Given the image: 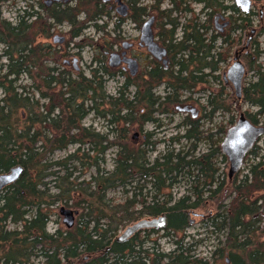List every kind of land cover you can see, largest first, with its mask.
Listing matches in <instances>:
<instances>
[{"label":"trees","instance_id":"16d2710c","mask_svg":"<svg viewBox=\"0 0 264 264\" xmlns=\"http://www.w3.org/2000/svg\"><path fill=\"white\" fill-rule=\"evenodd\" d=\"M73 1L74 6L41 5L44 20L29 5V11L10 23L2 18L4 0H0V174L17 166L24 169L17 182L0 193V264H264V135L247 154L245 173L240 170L227 177L216 166L218 159L225 161L221 139L213 141L205 153L195 154L202 136L198 119L185 116L184 134L172 139L190 142L186 152L167 151L151 161L152 133L141 144L128 138L131 126L140 130L148 123L159 127L155 116L177 113L187 102L184 94L206 84L207 76L219 71L222 53L229 48L222 46L236 39L212 27L217 10L231 13L233 33L248 30L257 17L255 34L260 36H264V12L244 15L223 0H151L158 10L165 2L170 6L160 12L168 21L156 38L167 49L171 65L167 71L156 65L134 85L128 78L117 95L109 96L104 79L116 76L103 54L99 68L85 77L60 64L57 47L37 42L41 36L48 39L52 27L65 22L71 38H78L88 26L106 27L97 25L110 14L102 0ZM92 3V17L78 22L87 11L83 6ZM138 4L130 2L127 17L139 23L147 16V6ZM193 5L201 6L202 20L193 15ZM177 13L190 18L182 23L172 18ZM252 47L256 59L264 54L257 41ZM252 70L254 80L242 87L240 99L234 97L233 103L235 110L241 108L240 103L255 108L243 116L257 126L264 116V70L260 65ZM24 78L30 83H24ZM160 86L162 95L156 93ZM212 102L216 107L208 118L223 109L210 98L206 107L212 108ZM91 113L107 121L106 133L82 125ZM236 121H230V126ZM226 132L219 127L210 139L219 134L224 137ZM70 147H75L72 153L53 161L56 153ZM112 150V168L106 170L105 157ZM78 168H84L80 173L84 177L93 173L86 181L76 175ZM179 180L187 182L188 193L174 199L172 189ZM50 184L55 194L50 193ZM119 188L123 200L114 204L107 194ZM59 203L82 211L75 210L73 225L49 233L50 208ZM196 210L207 213L204 229L223 234L210 258L196 256L193 242L185 243L189 216ZM162 215L166 227L161 231L143 230L125 243L116 242L120 228ZM162 231L160 238L173 239L168 252L158 243L156 235Z\"/></svg>","mask_w":264,"mask_h":264},{"label":"rangeland","instance_id":"374dc122","mask_svg":"<svg viewBox=\"0 0 264 264\" xmlns=\"http://www.w3.org/2000/svg\"><path fill=\"white\" fill-rule=\"evenodd\" d=\"M47 0H4V3L1 8V14L2 18L10 23L16 22L19 16H22L24 14V10L27 9L29 11V5H32V10L37 12L41 18L44 20L45 18V12L43 10L42 6H46L45 2ZM95 1V0H93ZM101 1V0H100ZM127 3V5L132 4L133 0H123ZM139 4L138 5H144L147 6V16L142 18V22H133L130 21V19L121 20L116 14H115V5H112L111 3L104 4L105 9L110 12L109 17H106L99 22H97V25L99 27L106 24V27L103 30H96L90 26H88L84 31H82L81 35L78 38H71L70 31L71 28L67 25L65 22L60 27L54 26L50 30V36L48 39L43 38V36L38 38L39 43L42 44H50L53 47H57L59 50V56H60V64L62 63L68 71L75 74H82L85 77H90V73L92 70H95L99 68L98 61L102 60V54L105 57V64H107L108 61V55L115 53L116 48L118 47H112L116 43V39L113 37H117L118 44L121 42V38L124 40H132L134 41V47L133 50L130 52L131 55H136L138 58L139 64H141V70L140 72L144 71V68L146 64L149 63V56L147 55L145 49H140L136 46L137 42L135 39L139 38L140 34V27L142 24H144L147 21L148 16L154 15L155 17V27L154 32L157 33V31L160 29V26L163 25V23H166L168 19L165 15L163 17L161 16L160 12L165 11L170 8L169 4L165 2L163 5L160 6L159 10L153 6V1L151 0H135ZM226 2L224 4L229 5L231 4L229 0H225ZM94 3V2H93ZM92 3V4H93ZM262 1L256 0L253 1L252 4V12L256 14L263 15L264 8L262 7ZM68 6H74V1L71 0L68 4ZM65 5V6H66ZM48 8V6H46ZM64 7V6H63ZM87 11H86V10ZM191 9L193 10L192 13L194 16L203 19L201 16V6L200 5H193L191 6ZM83 13L82 15L77 18V21L83 22L85 20V16L92 17L93 11H94V4L91 6L85 5L83 6ZM129 11V9H128ZM260 11L262 13H260ZM152 14V15H151ZM231 13H226L225 19H229V15ZM175 17L182 23L187 22V20L190 18V16H184L179 13L172 15V18ZM224 18V17H223ZM254 22L252 23V26L248 30H242L239 33H233L231 31L232 23L229 28V30L226 31L224 36H229L231 39H236V42H231L230 46L223 45L222 47H229L227 52H223L222 55L225 57L228 53V55H231V58H233L234 51L238 50L239 47H243L245 45V42L247 38L249 37V34L252 35L255 34V29H257L258 25V19L257 17H253ZM122 22L121 24H119ZM50 23V22H49ZM48 23V24H49ZM104 23V24H103ZM118 24V27L117 25ZM41 25H44L42 29L46 28V25L42 22ZM211 25L213 27V23L211 22ZM259 33H256L252 37V41L250 43V49L249 54L246 59H244L242 62L245 64L246 69V78L243 80V85L248 83L249 81L254 80L253 73L254 71L252 69H255L257 65L261 66V69L264 70V54L263 52L260 53L258 58L256 59L255 52H253L252 44L254 41H257L260 44L259 51H262V48L264 47V36L258 35ZM58 35L60 37L65 36L66 40L61 45H53L52 44V38L53 36ZM114 39V40H113ZM158 39V38H157ZM109 41H112L110 43ZM159 41V40H158ZM106 42H109L107 44ZM78 46V47H77ZM216 46H220L219 43H216ZM73 59H77V63L75 66L77 67V71H75V68L73 66ZM230 62H225L219 66V72L214 74L212 77L207 78V83L204 85H200L195 87L191 92L184 94L185 99L187 98V102L184 105H191L193 108L196 109L195 113L198 116L197 119L200 122V131H201V139L199 140L197 144V148L195 150L196 155H200L208 151L210 145H212V142L218 139H221L220 141H224L225 137L227 136V132L232 128L230 126V121L234 120L236 121L239 114L245 111H248V113H254L256 111L255 108H250L248 105H243L240 103V107L238 110H235L234 106V91L230 84H225L223 81V78L221 76L222 72H226L229 68H227L232 59L229 60ZM64 62H69V65L67 66L64 64ZM232 65V64H231ZM230 65V66H231ZM251 67V69L249 68ZM227 68V69H226ZM111 72H113L116 76V71L112 70V68H109ZM206 72V70H205ZM118 74V73H117ZM216 75H218V79L216 78ZM126 76L127 73H126ZM105 82V89L104 92L106 95L109 96H115L117 95V92L121 85L124 82V78L122 75H118L113 79H104ZM24 83L29 84L30 81L27 78H24ZM140 83V82H139ZM134 91L133 88H130L128 93L132 95V92ZM156 93L158 95L163 94V86H160ZM214 96V98H213ZM207 98H210L211 100L217 102V105L222 106L223 109L216 110L215 114L208 118L210 115L211 110L214 108V102H212V108L206 107V101ZM204 108V110H203ZM107 109V107H105ZM227 110L228 112H226ZM102 111V110H99ZM199 111V112H198ZM175 112V111H174ZM192 113H176L174 115L171 114H164L163 116H155L154 118L159 120V127L154 126L153 124H145L143 126V129L140 130L137 125L129 127V134L128 138L132 140L134 143L141 144V142H145L146 134L152 133L151 139H149L150 143H154L153 152L150 154L151 161L155 157H159L164 155L167 151H181L186 152L190 148V142H186L183 140H180L179 143H177L175 140L172 141L174 137H181L184 134V128L181 127L182 119L185 116L191 117ZM106 120H103L102 118L96 116L95 114H89L84 121L82 122V125L84 127H91V129H94L95 132H98L100 134L106 133ZM235 123V122H234ZM258 125L264 126V116L259 119ZM219 127H224V129H227L226 135L224 137L216 135L215 137L210 136L215 135ZM138 134L137 138L134 137L135 134ZM222 143V142H221ZM75 150V147H70L66 152H60L56 153L53 156L54 160H60L65 158L68 154L72 153ZM114 152L109 151L107 156L105 157V164L103 167L106 170H111L112 168V159H113ZM224 156V155H223ZM225 157V156H224ZM249 162L245 161L241 166L240 173H245V169L248 166ZM217 168L219 169V172L221 176L227 177L230 166L229 161L225 157V161H223L221 158L218 159L216 163ZM84 168H78V172L76 175L79 177H83L86 181L88 180V174L93 173V170L88 172L86 177L84 175H81ZM85 171V170H84ZM81 173V174H80ZM47 179V181H49ZM50 184L48 187L50 189ZM189 189V185L185 180H179L178 183L173 187L172 189V196L174 199H178L182 197L183 195H187V190ZM51 194H55L56 190L50 189ZM107 199L112 200L114 204L120 203L123 198L121 194V190L116 189L114 191H110L107 194ZM47 201V200H46ZM77 200H75L76 202ZM97 206V202L95 204ZM62 208L61 203L55 204L53 207L50 208L52 211V215L50 218V222L47 226V231L49 233H53L55 229L60 228L61 230L65 229V225L63 224V216L60 215L59 211ZM69 209V208H68ZM207 210L210 209L211 213H214L212 208H206ZM72 211H78V213H81L80 208H75L74 206L71 208ZM205 210V209H204ZM204 210H196L194 211L190 216V226L185 231V243L187 242H193L194 244V254L198 257H206L210 258L215 246L218 244V242L223 241V234L222 233H212L209 229H204L203 227V219L206 217V214ZM77 215V214H76ZM76 215L74 216V220L76 218ZM77 219V218H76ZM127 224L126 226L120 228V230L117 232L116 236L118 237L121 235L124 230L132 225ZM9 229H13L12 226H9ZM141 232V231H140ZM163 231L158 233L156 236L159 237L158 243L159 246L162 248V250L168 252L172 249L171 243L173 241L172 238L165 239L160 238L163 237ZM157 237V238H158ZM37 260L34 261L36 263Z\"/></svg>","mask_w":264,"mask_h":264},{"label":"water","instance_id":"95a60500","mask_svg":"<svg viewBox=\"0 0 264 264\" xmlns=\"http://www.w3.org/2000/svg\"><path fill=\"white\" fill-rule=\"evenodd\" d=\"M68 0H47L45 4L49 6L52 3H60L67 2ZM108 1V0H103ZM117 4L116 13L120 17H126L127 15V7L126 5L120 4L118 0H115ZM235 6L239 8L243 13H248L251 7L250 0H233ZM119 3V4H118ZM152 25V20H148L142 27V34L145 37L144 42L148 46V52L153 56V58L157 61L162 62L166 65V49L158 46L153 42V37L150 31ZM226 24L222 25L225 27ZM64 41L63 38H54V43L61 44ZM122 61L127 64V68L131 76H134L138 71V66L136 61L132 59H122ZM74 64H76V59L73 60ZM121 62L120 57L112 53L108 57V64L110 67H117ZM75 67V71H77V67ZM245 75V69L243 65L238 62V59L235 58L234 63L229 67L227 71V79L233 85L235 92L238 94L240 91V84ZM177 112H185L183 108H177ZM264 133V129L253 126L250 122H248L243 115L239 116L236 124L229 130V133L225 137L224 141L221 143L222 153L225 154L229 161V175L232 176L236 172L240 171L242 166L243 158L246 152L251 148L256 139H258ZM137 137V134L134 135ZM24 169L20 166L14 167L10 169L5 174H0V191L3 188H6L15 182L21 177ZM60 215L63 216V224L66 227H70L74 223V216L77 214L76 211H72L70 209H66L62 207L59 211ZM166 227V217L161 216L157 219H143L140 220L130 226H128L125 231L116 238V242L119 244L125 243L128 239H130L136 232L144 229H154L159 230Z\"/></svg>","mask_w":264,"mask_h":264},{"label":"flooded vegetation","instance_id":"af4514ba","mask_svg":"<svg viewBox=\"0 0 264 264\" xmlns=\"http://www.w3.org/2000/svg\"><path fill=\"white\" fill-rule=\"evenodd\" d=\"M224 1V3L226 2L225 0H223ZM233 0H229V2L230 3H232L233 4V2H232ZM253 1H256V0H250V2H251V7H250V10H249V12L248 13H243L239 8H237L236 6H235V4H233L237 9H239L244 15H248V14H250V13H252V4H253ZM260 1V0H259ZM263 3H262V7L264 8V0H261ZM69 2H71V0H68L67 2H60V3H52V4H50L48 7H51V6H55V5H66V4H68ZM102 2L104 3V4H106V3H108V4H112V5H115V9H114V11L116 10V8H117V5H116V3H115V1L114 0H108V1H103L102 0ZM120 3H122V4H124V5H126V7H127V9H129V7H128V5L126 4V2H124L123 0H120ZM46 5V4H45ZM226 5V4H225ZM47 6V5H46ZM218 12V13H217ZM217 12L216 13H214V20L212 21V23H213V28L215 29V31H216V33H218V34H225L226 33V31L227 30H229V28H230V26H231V23H233L232 22V18H230V16L228 17L229 19H225V15H226V11H218L217 10ZM260 13H262L261 11H260ZM115 14L121 19V20H126V19H128V14H129V11L127 10V15H126V17H120L117 13H116V11H115ZM152 15V14H151ZM229 15V14H228ZM224 17V18H223ZM104 19V18H103ZM130 19V18H129ZM152 20V25H151V28H150V31H151V34H152V37H153V42L155 43V44H157L158 46H160V47H162V48H165L164 46H162L159 42H158V40H157V38H156V34L157 33H155L154 32V27H155V17H154V15H152V16H148L147 17V21L148 20ZM131 21V20H130ZM122 22H120L119 24H121ZM104 24V23H103ZM224 24H226V26L225 27H222V25H224ZM68 25V24H67ZM61 25H58V27H60ZM90 27H92V26H90ZM142 27H143V25H141V27H140V34H139V38H137V39H135V41L137 42V44H136V46L137 47H139L140 49H145V51H146V53H147V55L149 56V58H150V60H149V63L148 64H146V66H145V68H144V71L143 72H140V70H141V64H139V62H138V58H137V56L136 55H131V51L133 50V47H134V41H132V40H124V39H122L121 38V42L118 44V41H117V37L115 38V37H113L114 39H116V43L112 46V47H118V49L116 48V51H115V54H117L119 57H120V59H121V62H120V64L117 66V67H110L109 66V64H108V61H107V64H106V66L108 67V68H112V70H114V71H116L117 73H116V76H118V75H122V77L124 78V82L129 78V79H131L132 81H133V85L134 84H136V83H138V82H140V79L141 78H145V75H146V72H152V71H154V67L156 66V65H158V66H160V67H162V69L164 70V71H167L168 70V68L170 67V65H171V58H170V55L168 54V51H167V49H166V57L164 58L165 60H166V65H164L162 62H160V61H157V60H155L154 58H153V56L148 52V49H147V45L145 44V42H144V39H145V37L143 36V34H142ZM93 28V27H92ZM215 33V34H216ZM255 34H251L248 38H247V40H246V42H245V45L243 46V47H239L238 48V50H236V51H234V53H233V58H231V55H228V53H227V55L225 56V57H223V59H224V61L225 62H230L229 60H231L232 59V61H231V63H230V65L231 64H233L234 63V60H235V58H237L238 59V61H240L242 64H243V66H244V69L246 68L245 67V64L242 62L244 59H246L247 57H248V54H249V49H250V43H251V41H252V37L254 36ZM55 37H59V38H63L64 39V41L61 43V44H63L64 42H65V40H66V38H65V36H62V37H60V36H58V35H55V36H53V38H52V44L53 45H61V44H59V43H54V38ZM113 39V40H114ZM110 43H112V41H109ZM109 42H106L107 44H109ZM108 57H109V55H108ZM124 58H126V59H132V60H134V61H136V63H137V66H138V71H137V73L134 75V76H131L130 75V73H129V70H128V68H127V64H125L123 61H122V59H124ZM73 61V60H72ZM73 63V62H72ZM64 64H66L67 66L69 65V62H64ZM230 65L227 67V68H229L230 67ZM73 66H75V64L73 63ZM75 68V67H74ZM226 68V69H227ZM206 72H208V71H206ZM217 72H219V71H215V72H213L212 73V76L214 75V74H216ZM126 73H127V75L128 76H126ZM226 74H227V71L226 72H222V74H221V76H222V78H223V81H224V83L225 84H230L231 86H232V88H233V91H234V97H238V99H240V95H237L236 93H235V90H234V87H233V85L231 84V82L227 79V76H226ZM246 75H247V73H246V69H245V75H244V77H243V80H244V78H246ZM211 76V77H212ZM210 76H207V78H209ZM216 78L218 79V75H216ZM243 80H242V83H243ZM244 85L242 84V86H241V89H242V87H243ZM240 92H241V90H240ZM240 94V93H239ZM216 107V105H215V103H214V108ZM250 107V106H249ZM182 108H186L187 110H186V112H184V113H192L193 115H191V117H192V119H197V115H196V113H195V111H196V109L195 108H193L191 105H183V107ZM213 108V109H214ZM251 108V107H250ZM199 112V111H198ZM248 111H245L244 112V114L245 113H247ZM177 113H180V112H177ZM240 115H243V112L241 111V113L239 114V116ZM232 121V120H231ZM248 122H250V121H248ZM230 123V122H229ZM236 123V122H235ZM235 123L232 125V127L235 125ZM258 127H260V128H262V129H264V126H262V125H260V126H258ZM227 133H229V131L227 132ZM137 134V133H136ZM226 135V134H225ZM264 135V133L258 138V139H256L255 140V142L253 143V145L251 146V148L246 152V154H245V156H244V158H243V161H242V164L245 162V159H246V156H247V154L249 153V151L257 144H259V139L262 137ZM137 136H138V134H137ZM137 138V137H136ZM223 154V153H222ZM225 157H226V159H228L227 158V156L225 155V154H223ZM7 188V187H6ZM6 188H3L2 189V191H4Z\"/></svg>","mask_w":264,"mask_h":264},{"label":"bare ground","instance_id":"6f19581e","mask_svg":"<svg viewBox=\"0 0 264 264\" xmlns=\"http://www.w3.org/2000/svg\"><path fill=\"white\" fill-rule=\"evenodd\" d=\"M114 1H115V0H114ZM115 2H116V1H115ZM118 2L120 3V0H118ZM232 2H233V1H232ZM119 3H118V4H119ZM120 4H122V3H120ZM233 4H234V2H233ZM116 5H117V4H116ZM123 5H124V4H123ZM146 22H147V21H146ZM144 24H145V23H144ZM144 24H143V25H144ZM57 38H59V37H57ZM73 60H75V59H73ZM238 62H240V61H238ZM73 63H74V62H73ZM76 63H77V59H76ZM240 63H241V62H240ZM241 64H242V63H241ZM242 65H243V64H242ZM243 67H244V66H243ZM227 71H228V70H227ZM242 80H243V79H242ZM241 86H242V82H241V84H240V90H241ZM234 90H235V89H234ZM235 93H236V92H235ZM239 93H240V91L238 92V94H237V93H236V94L239 95ZM183 109H184L185 112H186L187 109H186V108H183ZM94 139H95V138H94ZM4 174H5V173H4ZM0 193H1V191H0ZM162 216H164V215H162ZM160 217H161V216H160ZM158 218H159V217H158ZM150 219H157V218H150ZM137 222H138V221H137ZM135 223H136V222H135ZM133 224H134V223H133ZM163 229H164V228H163ZM144 230H154V229H144ZM161 230H162V229H159V230H157V231H161ZM124 231H125V230H124ZM140 231H143V230H140ZM140 231H138V232H140ZM136 233H137V232H136ZM136 233H135V234H136ZM119 236H120V235H119ZM116 238H117V237H116ZM115 240H116V239H115ZM128 240H129V239H128ZM128 240H127V241H128Z\"/></svg>","mask_w":264,"mask_h":264}]
</instances>
